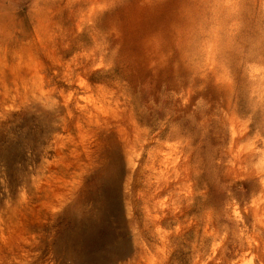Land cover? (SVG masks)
<instances>
[{"label":"rangeland","instance_id":"1","mask_svg":"<svg viewBox=\"0 0 264 264\" xmlns=\"http://www.w3.org/2000/svg\"><path fill=\"white\" fill-rule=\"evenodd\" d=\"M262 67L264 0H0V264H264Z\"/></svg>","mask_w":264,"mask_h":264},{"label":"bare ground","instance_id":"2","mask_svg":"<svg viewBox=\"0 0 264 264\" xmlns=\"http://www.w3.org/2000/svg\"><path fill=\"white\" fill-rule=\"evenodd\" d=\"M251 84H252V91H253V93H255V95L257 96V101H258V103H260V104H263L264 103V67H262L261 69H255V70H253L252 69V73H251ZM119 172V171H118ZM114 185V184H113ZM145 194V193H144ZM147 195V194H146ZM149 195V194H148ZM146 202H147V200H145ZM148 203V202H147ZM145 204V203H144ZM149 205V204H148ZM144 206H146V204L144 205ZM147 207V206H146ZM131 208H133V207H131ZM148 208H150L149 206H148ZM148 208H146V209H148ZM145 210V209H144ZM133 212H135V211H133ZM146 212V211H145ZM148 212H150V210H148ZM147 213V212H146ZM146 213H144V215L146 214ZM100 214V213H99ZM103 214V213H102ZM134 214V213H133ZM149 214V213H148ZM147 214V215H148ZM151 214V213H150ZM156 214V213H155ZM101 215V214H100ZM106 215V214H105ZM104 215V216H105ZM103 216V215H102ZM103 216V217H104ZM152 216V215H151ZM144 217V216H143ZM149 217V216H148ZM99 218V217H98ZM102 218V217H101ZM144 219V218H143ZM147 219H149V218H147ZM146 221V220H145ZM147 222V221H146ZM74 224V223H73ZM94 225V224H93ZM95 226V225H94ZM91 227H93V226H91ZM90 227V228H91ZM89 228V229H90ZM94 230V229H93ZM97 230V229H96ZM79 231H81L80 229H79ZM90 231V230H89ZM92 231V230H91ZM91 231L89 232V233H91ZM97 232V231H96ZM78 233V232H77ZM93 233H95V232H93ZM92 233V234H93ZM66 234V233H65ZM81 234V233H80ZM73 235V234H72ZM74 235H75V233H74ZM79 235V234H78ZM94 235V234H93ZM76 238H78V237H76ZM71 250H73V249H71ZM73 255H74V252H73ZM72 255V257H74V256H76V255H74L73 256ZM103 258V257H102ZM101 261H102V259H100ZM99 260V261H100ZM104 261L106 260L105 258L103 259ZM98 261V262H99ZM100 261V263L102 264V263H105V262H101ZM110 261V260H109ZM111 262V261H110ZM107 263V262H106ZM105 263V264H106ZM72 264H87V263H85V262H83V261H80L79 259H74V261H73V263ZM88 264H90V263H88ZM93 264H94V262H93Z\"/></svg>","mask_w":264,"mask_h":264}]
</instances>
